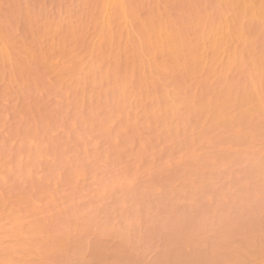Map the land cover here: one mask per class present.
<instances>
[{"label": "rangeland", "instance_id": "rangeland-1", "mask_svg": "<svg viewBox=\"0 0 264 264\" xmlns=\"http://www.w3.org/2000/svg\"><path fill=\"white\" fill-rule=\"evenodd\" d=\"M0 264H264V0H0Z\"/></svg>", "mask_w": 264, "mask_h": 264}]
</instances>
